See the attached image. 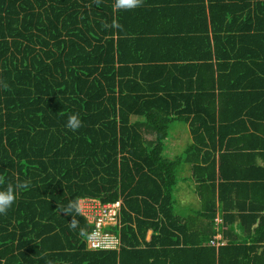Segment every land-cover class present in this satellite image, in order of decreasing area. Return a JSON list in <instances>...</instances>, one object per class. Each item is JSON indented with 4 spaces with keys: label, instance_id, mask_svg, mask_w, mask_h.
I'll use <instances>...</instances> for the list:
<instances>
[{
    "label": "trees",
    "instance_id": "obj_1",
    "mask_svg": "<svg viewBox=\"0 0 264 264\" xmlns=\"http://www.w3.org/2000/svg\"><path fill=\"white\" fill-rule=\"evenodd\" d=\"M115 2L0 0V264L264 260V0ZM81 201H120L117 248Z\"/></svg>",
    "mask_w": 264,
    "mask_h": 264
},
{
    "label": "built area",
    "instance_id": "obj_2",
    "mask_svg": "<svg viewBox=\"0 0 264 264\" xmlns=\"http://www.w3.org/2000/svg\"><path fill=\"white\" fill-rule=\"evenodd\" d=\"M83 200V199H82ZM86 203V201H83ZM81 201V209L84 213L93 215L91 212V204L96 206L95 214L98 218L96 226L88 239V246L91 249L98 248H117L120 245V234L115 232H101V227L104 225H114L118 221V213L120 209V201L114 203L101 204L100 202H90L83 204ZM91 211V212H90Z\"/></svg>",
    "mask_w": 264,
    "mask_h": 264
},
{
    "label": "clouds",
    "instance_id": "obj_3",
    "mask_svg": "<svg viewBox=\"0 0 264 264\" xmlns=\"http://www.w3.org/2000/svg\"><path fill=\"white\" fill-rule=\"evenodd\" d=\"M142 0H116L114 7L117 9H131L140 5ZM113 27H118L119 25L113 22ZM81 126V120L78 115L71 114L67 118L66 127L75 131ZM21 185L17 184L13 187L9 184L5 189L0 190V215L5 214L8 209L13 205L14 201L18 196V188ZM69 207L74 208L75 211L79 212V207L77 203H70ZM75 226V225H73Z\"/></svg>",
    "mask_w": 264,
    "mask_h": 264
},
{
    "label": "rangeland",
    "instance_id": "obj_4",
    "mask_svg": "<svg viewBox=\"0 0 264 264\" xmlns=\"http://www.w3.org/2000/svg\"><path fill=\"white\" fill-rule=\"evenodd\" d=\"M187 131L185 130H178V132L175 133V138H177V141L181 144L180 148L181 149H185L188 144L190 143L191 140H189L187 137ZM147 137L152 138L154 137L152 134L151 135H147ZM187 139V140H185ZM182 140H185L184 142H180ZM172 141V140H171ZM174 142V141H172ZM175 143V142H174ZM185 166L189 167L188 164H185ZM190 171L189 169H182L181 171H178V175H190L189 174ZM185 185H181L180 189H182L181 191H179L178 193L174 191V202H175V208L176 210L182 214V215H194V210L199 208V202L197 200V197L195 195V193H192L191 188H189L187 185H189V183H184ZM192 184V183H191ZM82 204H80L81 206ZM234 230L238 231L237 228H233Z\"/></svg>",
    "mask_w": 264,
    "mask_h": 264
},
{
    "label": "crops",
    "instance_id": "obj_5",
    "mask_svg": "<svg viewBox=\"0 0 264 264\" xmlns=\"http://www.w3.org/2000/svg\"><path fill=\"white\" fill-rule=\"evenodd\" d=\"M182 185H184V184H182ZM188 187L191 188L192 193H195L196 197H198V194L194 190L195 188L193 187V185L192 186H189L188 185ZM263 192H264V190H263ZM199 238H200V236H199ZM223 238L226 239V240L228 239L223 233L217 232L212 237H210L209 243L212 245L214 242H216L218 240H223ZM211 239H213L214 242H212ZM216 246H219L220 247L221 245H216ZM219 247H217L216 249L218 250ZM195 252H198L196 254L198 257H196V256L193 255V259L196 262H198L199 264H211L210 257L208 255L207 256L204 255V252L203 251H195ZM248 256L249 255H247L246 258H248ZM252 257L253 258H249L248 260H236L235 262L238 263V264H264V260H262L260 257L259 258H256L254 256H252ZM223 264H229V263L224 262Z\"/></svg>",
    "mask_w": 264,
    "mask_h": 264
}]
</instances>
